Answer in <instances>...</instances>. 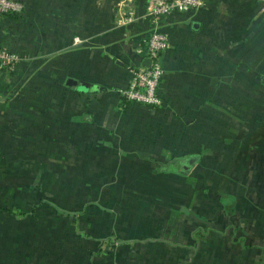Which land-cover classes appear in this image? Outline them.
I'll use <instances>...</instances> for the list:
<instances>
[{"label": "crops", "instance_id": "0c3cea01", "mask_svg": "<svg viewBox=\"0 0 264 264\" xmlns=\"http://www.w3.org/2000/svg\"><path fill=\"white\" fill-rule=\"evenodd\" d=\"M22 1L23 16H4L0 29V44L22 56L0 71V159L43 145L49 160H69L65 175L81 177L175 175L190 160L192 175L205 174L208 254L214 240L222 264H264V0H204L157 21L151 0ZM130 12L136 22L118 25ZM155 31L168 40L163 104H123L119 90L148 63ZM69 77L101 90L71 89ZM61 249L59 261L27 255L19 264H70L75 254L67 243ZM101 254L90 252L88 263Z\"/></svg>", "mask_w": 264, "mask_h": 264}, {"label": "rangeland", "instance_id": "374dc122", "mask_svg": "<svg viewBox=\"0 0 264 264\" xmlns=\"http://www.w3.org/2000/svg\"><path fill=\"white\" fill-rule=\"evenodd\" d=\"M27 149L0 159V264H19L27 255L40 261L52 254L59 261L62 243L75 254L70 264H89L90 252L93 257L103 253L96 264H222L216 241L210 242L215 250L208 254L205 174L186 172L190 160L172 166L175 175L150 170L158 174L81 177L65 175L62 163L69 160H49L43 145L34 154ZM36 153L43 158L35 159ZM146 199H153L150 207H136ZM103 202L115 205L98 209ZM62 217L69 223L63 224ZM99 232L112 233L118 247L111 253L104 249Z\"/></svg>", "mask_w": 264, "mask_h": 264}, {"label": "built area", "instance_id": "2783aa9c", "mask_svg": "<svg viewBox=\"0 0 264 264\" xmlns=\"http://www.w3.org/2000/svg\"><path fill=\"white\" fill-rule=\"evenodd\" d=\"M204 0H151L148 6V15L152 21H157L164 15L174 12H187L201 9ZM264 8V6H263ZM25 4L22 0H0V29L3 17L14 15L21 17L24 14ZM133 12L122 15L118 25L129 26L136 22ZM168 40L165 34L155 31L146 40L149 66L133 67L129 85L119 90V95L127 102L142 104L148 107H159L163 104L160 92L163 68L160 57L167 48ZM22 62V56L0 44V71H12Z\"/></svg>", "mask_w": 264, "mask_h": 264}, {"label": "water", "instance_id": "95a60500", "mask_svg": "<svg viewBox=\"0 0 264 264\" xmlns=\"http://www.w3.org/2000/svg\"><path fill=\"white\" fill-rule=\"evenodd\" d=\"M151 64V60L148 59V63L145 64V66H149ZM67 87L74 89V90H79V91H95V90H101L100 87H89V85L85 82H81L80 80L69 77L66 81Z\"/></svg>", "mask_w": 264, "mask_h": 264}, {"label": "trees", "instance_id": "16d2710c", "mask_svg": "<svg viewBox=\"0 0 264 264\" xmlns=\"http://www.w3.org/2000/svg\"><path fill=\"white\" fill-rule=\"evenodd\" d=\"M8 16H10V17H12V16H14V15H8ZM162 79H163V77H162ZM162 79H161V81H162ZM125 100V99H124ZM128 103H130V102H128ZM189 171V173H190V169H186V172H188ZM148 239V238H147ZM149 240V239H148ZM150 242H152L153 240H149ZM122 242V241H121ZM138 241H135V243H137ZM101 243L103 244V248L104 249H116L117 247H118V245L120 244H118V243H116V241H114L113 239H103L102 241H101ZM123 243V242H122ZM121 243V244H122ZM103 249V250H104ZM109 251V250H108Z\"/></svg>", "mask_w": 264, "mask_h": 264}]
</instances>
